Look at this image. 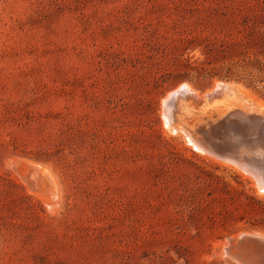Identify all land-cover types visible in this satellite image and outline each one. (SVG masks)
<instances>
[{
    "label": "rangeland",
    "instance_id": "obj_1",
    "mask_svg": "<svg viewBox=\"0 0 264 264\" xmlns=\"http://www.w3.org/2000/svg\"><path fill=\"white\" fill-rule=\"evenodd\" d=\"M258 52L264 0H0V264H243L227 248L264 234V191L163 101L225 82L264 103L220 78Z\"/></svg>",
    "mask_w": 264,
    "mask_h": 264
},
{
    "label": "water",
    "instance_id": "obj_2",
    "mask_svg": "<svg viewBox=\"0 0 264 264\" xmlns=\"http://www.w3.org/2000/svg\"><path fill=\"white\" fill-rule=\"evenodd\" d=\"M221 83L211 92H204L203 96H198L187 86L174 90L166 103L169 125L185 130L218 159L232 162L245 159L253 171L259 164L260 172L250 175L257 176L264 187V111L249 113L243 108L225 109L230 103L226 100L227 93L233 89L230 83ZM216 105H220L218 109H214ZM230 244L227 251L236 262L264 264V240L261 238L244 235Z\"/></svg>",
    "mask_w": 264,
    "mask_h": 264
},
{
    "label": "bare ground",
    "instance_id": "obj_3",
    "mask_svg": "<svg viewBox=\"0 0 264 264\" xmlns=\"http://www.w3.org/2000/svg\"><path fill=\"white\" fill-rule=\"evenodd\" d=\"M222 83L221 82H216L215 83V86L213 87L216 88L218 86H220ZM184 86H187L189 87L191 90H194V92L198 95V96H203L202 94H200L198 91H196L195 89H193L189 84H183L182 86H180L178 89H181L183 88ZM230 87H232L233 91L232 92H228L227 93V99L228 102H230L228 104V106H225L224 108L225 109H229V108H243L246 111H248L249 113H258V112H262L264 111V103L260 102L259 100L255 99L254 96L245 89V87H243L242 85L240 84H236V83H230L229 84ZM208 92H211V90H209ZM172 93H170L167 98H165V100L163 101V116H164V119H165V124H166V127H168L169 131L171 132H174L177 133V134H183L185 136H187L188 138H190L191 142L193 143L192 147L195 146L200 152L204 153V154H208L214 158H216L215 156L209 154L204 148H202L196 141L194 138H192L185 130H181V129H176L175 126H170L169 125V113H168V109L166 107V103L168 102L169 98L171 97ZM218 106L220 105H216L214 107V109H218ZM223 106V105H221ZM171 132V134H172ZM176 134V135H177ZM181 136V135H179ZM187 138V139H188ZM190 142V143H191ZM209 157V156H208ZM218 159V158H216ZM220 160L223 164L226 163L228 165H232V166H235L236 168L240 169L241 171H244L245 174L248 173H259L260 172V169L262 168L261 166H259V164H257L256 168H254L255 170H251L252 168H249L247 166V162L244 160H241L240 162H232V161H228V160H223V159H218ZM219 161V162H220ZM232 166H228V167H232ZM24 169H26V167H24ZM31 170L34 172L36 171L35 173L33 174H36L38 175V181L41 182L42 184V189L43 187L46 188V191H47V194L50 195L51 199L52 197H55L54 194H56V192L58 191L57 190V185H56V182H55V177L53 178V175L47 171L46 169H44V167H42V165H33L31 166ZM236 170V169H235ZM25 171V170H24ZM25 173V172H24ZM22 175V174H21ZM247 175V174H246ZM251 176V175H249ZM252 177V176H251ZM254 178L256 179L257 181V184L259 186V189H261L262 191H264V187L259 183V179L257 176H254ZM29 179V178H28ZM37 179V177H36ZM38 183V182H37ZM40 184V183H39ZM40 186V185H39ZM42 192V191H40ZM262 194V193H261ZM59 195V194H58ZM57 195V196H58ZM264 195V194H262ZM44 198H47V197H44ZM50 198L48 197V200ZM46 200V201H48ZM55 200V199H54ZM52 201V200H51ZM50 204L52 202L48 201ZM47 203V202H46ZM54 206V205H53ZM248 235H254V236H257L259 238H261L262 240H264V234L262 233H253V234H248ZM243 236V235H242ZM239 237H236L235 239H237ZM231 245V244H230ZM229 245V246H230ZM228 246V247H229ZM229 254V253H228ZM232 258V256H231ZM233 259V258H232ZM235 259V258H234ZM233 259V260H234ZM238 261V260H237ZM240 262V261H238ZM231 264V263H230Z\"/></svg>",
    "mask_w": 264,
    "mask_h": 264
},
{
    "label": "trees",
    "instance_id": "obj_4",
    "mask_svg": "<svg viewBox=\"0 0 264 264\" xmlns=\"http://www.w3.org/2000/svg\"><path fill=\"white\" fill-rule=\"evenodd\" d=\"M227 55H224V59H228L226 57ZM187 68L196 71L197 73H201L205 69V63L198 64L197 62L191 63L190 60L186 61ZM232 68L236 70L238 75V79L236 81L243 82L244 79L239 78L244 73L245 75L249 74L248 76L256 77V79L250 80L246 82L249 87L254 86V84H262L264 83V53H248L241 57H238V59H235L232 63L231 67L227 68L226 75L220 76L222 80H231L232 78Z\"/></svg>",
    "mask_w": 264,
    "mask_h": 264
}]
</instances>
